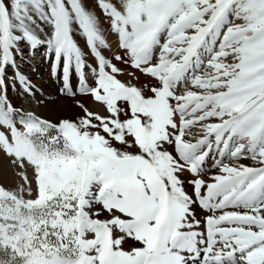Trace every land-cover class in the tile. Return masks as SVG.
Returning <instances> with one entry per match:
<instances>
[{
	"label": "snow or ice",
	"instance_id": "snow-or-ice-1",
	"mask_svg": "<svg viewBox=\"0 0 264 264\" xmlns=\"http://www.w3.org/2000/svg\"><path fill=\"white\" fill-rule=\"evenodd\" d=\"M97 4L0 0V264H264V0ZM37 52L95 107L14 104Z\"/></svg>",
	"mask_w": 264,
	"mask_h": 264
},
{
	"label": "rangeland",
	"instance_id": "rangeland-1",
	"mask_svg": "<svg viewBox=\"0 0 264 264\" xmlns=\"http://www.w3.org/2000/svg\"><path fill=\"white\" fill-rule=\"evenodd\" d=\"M86 10L93 11L101 22L102 29L107 30L109 25L105 23L106 17L102 14L101 9L98 7L97 0H82ZM107 41L111 44L113 51H118L115 44V37L107 32H105ZM79 45L87 51V46L83 38L76 37ZM106 57H110L113 53L105 51L103 53ZM115 63V61H113ZM36 67V65H35ZM39 72H34L33 70L27 71L25 73L30 77L32 83L37 86L36 96L38 97L40 107V116L56 121L61 118H74L80 115V109L77 107L78 101H84L89 107L94 108L95 105L91 103V97H87L83 94H78L75 97H70L61 93L62 83L58 78L54 77L51 73L49 63L44 59L43 63L38 65ZM27 70V69H26ZM22 71H25L22 68ZM125 79L126 77H121ZM148 82L147 77H141L139 84H145ZM52 89H51V88ZM9 95L14 104H18L17 93L10 91ZM49 109V110H48ZM244 163H249V161H243ZM0 183L5 186H14L17 183V179L13 174L11 166L8 164L7 160L0 159Z\"/></svg>",
	"mask_w": 264,
	"mask_h": 264
},
{
	"label": "bare ground",
	"instance_id": "bare-ground-1",
	"mask_svg": "<svg viewBox=\"0 0 264 264\" xmlns=\"http://www.w3.org/2000/svg\"><path fill=\"white\" fill-rule=\"evenodd\" d=\"M44 57L42 52H37L35 57H29L28 62L24 63L23 61H19L18 63L21 64V68H24L26 73L27 71L33 70L34 72H39V67L38 65L43 63ZM36 65V67H35ZM27 69V70H26ZM29 73V72H27ZM51 88V87H50ZM52 89V88H51ZM16 102L18 103L17 105L23 106L26 109L33 110L37 113H40V107L41 105L39 104L38 97L35 96H21L17 94V100ZM49 110V109H48Z\"/></svg>",
	"mask_w": 264,
	"mask_h": 264
}]
</instances>
